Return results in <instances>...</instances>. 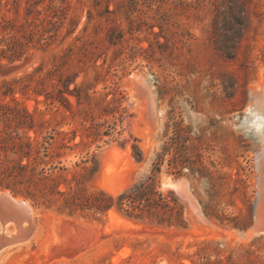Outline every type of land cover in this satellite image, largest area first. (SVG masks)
Returning a JSON list of instances; mask_svg holds the SVG:
<instances>
[{"label": "rangeland", "instance_id": "rangeland-1", "mask_svg": "<svg viewBox=\"0 0 264 264\" xmlns=\"http://www.w3.org/2000/svg\"><path fill=\"white\" fill-rule=\"evenodd\" d=\"M1 49L0 190L36 214L0 264H264V235L239 234L264 170V0H0ZM154 161L173 209L119 208ZM27 162L115 204L69 212L8 175Z\"/></svg>", "mask_w": 264, "mask_h": 264}, {"label": "trees", "instance_id": "trees-1", "mask_svg": "<svg viewBox=\"0 0 264 264\" xmlns=\"http://www.w3.org/2000/svg\"><path fill=\"white\" fill-rule=\"evenodd\" d=\"M13 45L15 46V43ZM13 45L9 46L7 50H11V52H13ZM7 50H0L3 53V57H6L10 60L16 58L15 56H12L13 54L11 55V53H6ZM63 92V90L59 89L56 97L51 98L65 104L67 102V99L63 95ZM46 141L48 142V140ZM48 143L50 144V142ZM44 148H46L45 145ZM29 155L30 153H24L23 156L29 158ZM45 155H47V153H45ZM29 167V162L24 164L20 163L18 165V169H16V171L9 170L8 175L22 178L25 177L24 181L31 185H38L39 183H41L44 188H49L48 192L46 190L44 191L45 193H48L46 195H51L52 197L58 196L56 200H60L61 207L67 209L69 212H73L74 210L79 208L82 210H93L97 213H105L115 204L113 198L102 191L92 194H86L81 193L79 190H76L71 193L68 189H59L58 185H49L47 180L51 174H49L44 167L37 172H35L34 167ZM56 167L57 166H51V171H53ZM179 168H184L182 163L179 165ZM27 169L31 170V173L28 175ZM159 171V164H157L155 161L152 162V170L150 171V173L144 176L138 183H135L132 187L121 192L117 197L116 205L119 208H125L128 213H132V211L134 210L143 213V211L147 209V211L159 215V211L161 210H172L173 207L169 205V203L163 198L162 194L157 189L156 174ZM22 194H24L25 197L31 198L34 202H37V199L32 192L26 191L25 193L22 192ZM159 219L163 220L161 217ZM178 219L180 220V222H183L182 211L180 210H178Z\"/></svg>", "mask_w": 264, "mask_h": 264}, {"label": "water", "instance_id": "water-1", "mask_svg": "<svg viewBox=\"0 0 264 264\" xmlns=\"http://www.w3.org/2000/svg\"><path fill=\"white\" fill-rule=\"evenodd\" d=\"M260 176L257 173V188L260 184ZM256 207V205H255ZM253 210L254 223L256 225L257 214ZM36 211L32 204L26 199H17L8 190H0V227L3 232L0 236V250L14 244H21L29 241L34 234L33 217ZM14 228L13 232L5 233L4 228ZM254 235H264V225L256 227Z\"/></svg>", "mask_w": 264, "mask_h": 264}, {"label": "bare ground", "instance_id": "bare-ground-1", "mask_svg": "<svg viewBox=\"0 0 264 264\" xmlns=\"http://www.w3.org/2000/svg\"><path fill=\"white\" fill-rule=\"evenodd\" d=\"M264 94V86H260V85H257V87L253 88V92H252V97L253 98H258L260 95ZM263 98V96H261ZM261 98V99H262ZM259 100V98H258ZM264 100V99H263ZM262 102V101H261ZM259 103V102H258ZM256 104V103H255ZM262 105V104H261ZM255 106V105H254ZM249 107V106H248ZM261 107V106H260ZM250 108V107H249ZM261 112V111H258V113ZM253 114V113H252ZM263 113H261L262 115ZM255 115V114H254ZM256 117V116H255ZM262 118V117H260ZM264 118V117H263ZM259 119V118H258ZM257 119V120H258ZM261 120V119H260ZM264 121V120H263ZM262 122V120L260 121ZM259 123V122H257ZM264 123V122H262ZM256 124V123H255ZM257 125V124H256ZM260 125V123H259ZM261 128V127H260ZM258 174L260 176V184L258 186V192H257V202H256V207H255V213L257 214V221H256V225L249 229L247 232L245 233H239L240 235H245L246 238L248 237H251L254 235V230L256 227H262L264 225V204H263V198H264V170L259 168L258 169ZM169 181V180H168ZM166 182V181H165ZM168 183H173V182H168ZM176 183L180 184L181 182L180 181H177ZM165 185H167V182L165 183ZM168 186V185H167ZM179 190V189H178ZM187 192V191H186ZM17 199H23L21 197H16ZM263 210V211H261ZM14 231V228H11V227H8L6 226L4 228V232L5 233H10V232H13ZM0 232H3L1 230V227H0ZM235 233V232H234ZM27 243V242H25ZM25 243H21V244H18L16 246H19V245H22V244H25ZM15 247V246H14Z\"/></svg>", "mask_w": 264, "mask_h": 264}]
</instances>
